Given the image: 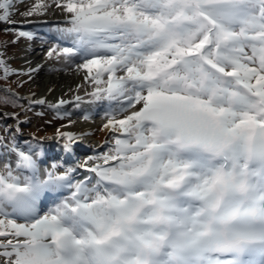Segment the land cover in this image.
<instances>
[{"label":"snow or ice","instance_id":"1","mask_svg":"<svg viewBox=\"0 0 264 264\" xmlns=\"http://www.w3.org/2000/svg\"><path fill=\"white\" fill-rule=\"evenodd\" d=\"M23 3L0 0L3 30L41 38L23 26L58 11L47 57L91 91L51 103L6 85L0 105H46L69 123L62 106L100 105L111 140L44 167L42 141L0 135V264H264V0ZM41 67L0 52V80ZM19 115L0 112L17 121L8 132ZM81 135L55 139L74 156Z\"/></svg>","mask_w":264,"mask_h":264},{"label":"rangeland","instance_id":"2","mask_svg":"<svg viewBox=\"0 0 264 264\" xmlns=\"http://www.w3.org/2000/svg\"><path fill=\"white\" fill-rule=\"evenodd\" d=\"M33 2L29 3L27 8L32 5ZM27 8L25 10H27ZM50 18H57V19H63V16L60 13H56V14H50L49 16ZM61 17V18H60ZM24 18V17H23ZM34 20H44L43 18L39 17V18H32ZM16 20V19H15ZM23 19L17 20V21H22ZM6 27V25H0V33H2V37L0 38V52L5 53V57L6 59L9 61V63L11 64V66L13 68H17V69H23V70H27L28 68H36L37 66L28 64L25 65V61L27 63L30 62L31 59L27 60V54L28 52L31 51V49H33V44L32 42H30L29 40H27L26 38H20L19 40H16V36L14 33L12 32H5L3 29ZM34 28V27H33ZM25 30V29H23ZM41 30H43V32L45 33H49V37L45 36L46 41H44V43H50V44H54L56 41L52 40V38L50 37V35H54L52 33V31L50 29L47 28H41V27H35L34 30L32 31H36L37 33L40 32ZM29 31V30H27ZM15 41V42H13ZM40 44V43H39ZM36 45V44H35ZM49 49V48H48ZM44 53V52H43ZM45 58L49 59L47 57V53L43 54V56H40L38 59H40V62H45ZM35 62V61H33ZM49 63V64H48ZM48 63L45 65V70H43L41 72V74H39V76L37 77V75L33 77V80L28 81L26 80L25 83H23V86L20 87L18 85H20L21 81H24L23 78L21 76H12L9 79L5 80V85H10L12 87L13 90H16L17 93L19 95H21L22 97H26L29 96L32 93H35V97L38 98L41 91H43V88L49 87L51 86L52 83H48V80L52 77H56L57 75L60 74V70H55V65L58 63L54 58L48 60ZM75 78H74V82L70 83L69 87L73 90L72 92H66L64 94L63 97L61 98H70V97H74V95H76V88L77 85L80 84L79 82H83L82 81V77L77 75L75 73ZM27 77V76H26ZM28 79V78H27ZM76 79V80H75ZM78 81V84H77ZM60 84V83H59ZM59 84H53L55 86H58ZM43 85H45L43 87ZM51 87H49L50 89ZM88 91H91V88H89L87 86ZM54 93L55 90L53 91H49V93L45 96V98L48 100V96L49 98H54ZM72 97V98H73ZM85 106H91L92 108L94 107H99L102 108V106L100 105H88V104H82ZM81 105V106H82ZM28 108V104L27 102H23V107H15L14 112H18L19 115V119L21 121H26L25 123H22L20 126L22 127L23 131L26 129V132H30V133H34L37 136H45V137H51L53 135L57 136V132H58V128H60L59 131H66V132H71L70 129H74L75 126L74 124H79L80 121H83L82 117H80L79 115L77 117H73L71 119L72 121H74V123H69V120L66 119H62L61 117L57 116V113L55 110L50 109L49 107L45 106H35L32 107L30 110L25 111V109ZM76 108L73 107V105L70 106V110H68L67 107L63 108L62 107V111L66 110L68 112L71 113V110H75ZM2 111V110H1ZM7 113H11L12 111H4ZM42 113V114H41ZM72 116V115H71ZM97 120H102V125L104 124L103 122H105L101 117L96 118ZM94 119V120H96ZM84 122H90L92 123V121H84ZM17 121L15 119H5L3 117H0V130L1 132H3L5 135L7 136L9 141L7 143L11 142L12 136L15 135L17 141L23 146L25 141H31L33 143V137L35 135L30 134V135H22L19 131V133H15V132H8L5 129V125H13L15 127ZM62 125H64V127H62ZM25 132V131H24ZM36 138V137H34ZM56 137H53L51 139H49L50 141L56 140ZM41 141V139L39 140ZM26 150V149H25ZM106 151V145L101 149L98 150L97 153L93 152L92 156H96L99 154H102ZM13 161V166L15 163V157L12 159ZM102 162V161H101ZM4 163V162H3ZM3 163L0 164V170H3ZM91 164V162H89ZM49 165H51L49 163ZM44 167H48V165H44Z\"/></svg>","mask_w":264,"mask_h":264},{"label":"bare ground","instance_id":"3","mask_svg":"<svg viewBox=\"0 0 264 264\" xmlns=\"http://www.w3.org/2000/svg\"><path fill=\"white\" fill-rule=\"evenodd\" d=\"M31 2L34 3L35 0H24L23 4L18 5L20 12L26 11L25 9L27 8L28 4L31 3ZM56 13H59V12L57 11ZM49 16L50 15H48L46 17H41L44 20H38L39 22H36V23H33V24L24 25L23 29L32 31V30H34L35 27H41V28L42 27H46V26L53 27L56 22L62 21V20L57 19V18H50ZM32 18H35V17H30L29 19H32ZM14 19L20 20V19H25V18H23L20 15H16L14 17ZM43 21H48V23H44ZM61 26H63V25L61 24ZM48 34L49 33L38 32V36L43 38V39L37 38V39H33V40L30 41L33 44V49H31V51L28 52L26 59L27 60L31 59L30 62L27 63V64H31L32 63V65H35V66H38V65L42 66L40 68V70L34 74L35 76L37 75V77L39 76V74H41V72L43 70H45V67H46L45 65L48 63V60H50V59L45 58V60H44L45 62H40L41 60L38 59L40 56H43L44 53L46 54L47 51H48V48H50L52 46V44H50V43H44V41H46L45 36L49 37ZM51 36L52 35H50V37ZM52 40H55V39L53 38ZM33 61H35V62H33ZM55 67H56L55 70H60V74L57 75L56 77H52V78H50L48 80V83H52L51 86H49V87H51L50 89L53 90V91L55 90L54 98L51 99L48 96V101L51 102V103H56L58 99L63 97L64 94L66 92H68L69 89H71L69 87V85H70V83L74 82L73 80L76 77L75 76V72L73 70H64V66H63L62 63L58 62L55 65ZM79 83L81 84L83 82H79ZM53 84H59V85L55 86ZM77 84H78V81H77ZM44 86L45 85H43V87ZM49 87L45 86L43 88V91H41V93H40V95H39V97L37 99H39L41 97H45L49 93ZM85 90L88 91L87 85H85L84 89H81L80 91H76V95L83 96ZM69 92H72V91H69ZM72 97H70V98L67 97V98H64V99L68 100V101H72L73 100ZM86 99H87V97H86ZM71 105L72 104L64 105L63 108L67 107L68 110H70V106ZM102 111H103V108H99V107L92 108L91 106H85V105H82L79 109L76 108L75 110H71V115H72L71 119L73 117H77L79 115L80 117H82L83 121H80L79 124H77V123L74 124L75 128L74 129H70V131L72 133L83 134V135L80 136V140L83 141L85 144L91 146V149L88 151L89 154H92L93 152L97 153L98 150H101L106 145L105 144L106 141H110L111 140V137H110L108 131L107 130H102V126H103L102 125V120L101 119L100 120L96 119V118H99V117L102 116ZM86 113H91V118L90 119L85 120L83 118ZM94 119H96V120H94ZM66 120H69V119H66ZM84 121H92V123L84 122ZM89 154L85 155L82 158L83 162L86 160V158L88 156H92V155H89ZM99 162H101V161H99ZM64 164L67 166V163H64ZM58 171H64V168H60V169H58Z\"/></svg>","mask_w":264,"mask_h":264},{"label":"trees","instance_id":"4","mask_svg":"<svg viewBox=\"0 0 264 264\" xmlns=\"http://www.w3.org/2000/svg\"><path fill=\"white\" fill-rule=\"evenodd\" d=\"M1 37H2V33H0V38ZM4 83H5V80H0V85L6 86ZM0 109H2V110H11V111L14 110L13 107H7V106H4V105H0ZM0 132H1V130H0Z\"/></svg>","mask_w":264,"mask_h":264}]
</instances>
